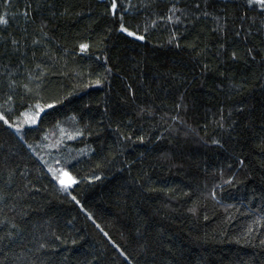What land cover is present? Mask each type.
<instances>
[{"label":"trees","instance_id":"16d2710c","mask_svg":"<svg viewBox=\"0 0 264 264\" xmlns=\"http://www.w3.org/2000/svg\"><path fill=\"white\" fill-rule=\"evenodd\" d=\"M173 2L196 12L197 0H131L125 19L146 36L138 41L105 15L109 0H0V14L15 17L0 25V111L21 126L0 122V220L22 229L0 240L2 264H264L262 18L242 20L241 0H208L209 17L153 26ZM216 16L227 17L226 34ZM221 43L240 58L221 55ZM38 64L39 95L8 87L9 72L27 82ZM54 98L62 103L25 122ZM85 125L93 135L69 139ZM50 168L78 183L65 192Z\"/></svg>","mask_w":264,"mask_h":264},{"label":"snow or ice","instance_id":"6c2138e0","mask_svg":"<svg viewBox=\"0 0 264 264\" xmlns=\"http://www.w3.org/2000/svg\"><path fill=\"white\" fill-rule=\"evenodd\" d=\"M8 2H9V0H5L6 5ZM152 2H154V0H149V4L145 5V7L151 6ZM30 7H31V5L26 6V9L21 13V15H23L24 17L27 18L29 16L28 8H30ZM134 7L135 6L131 4V0H128L127 6H125L124 3H120L118 5L117 0H109V4L105 7V15L112 18L113 24L116 26V30L118 32H120L121 34H125L127 37H132L134 40L143 41L146 39V36L144 34L140 33L139 26L138 25H129L128 21L125 19V16L129 12V9L134 8ZM193 7L196 10V12H199L203 16H205V17L211 16V12H209L207 10L208 0H204V7L203 8H201V3L199 2V0H197V2L194 3ZM236 7L238 9H240V11L242 12V16H241L242 20L247 19V20H250L253 24H255L256 19H257V15H258L260 18H262L261 24L264 25V0H241L240 3L236 4ZM66 11H67V9H66ZM196 12H191L186 7L185 8L177 7V4L175 2H173V3H171L170 7L168 8V12L166 14H163V15L157 14L155 16V18L152 19L151 23L153 26L156 25L157 21H167L173 25L181 24L184 22L182 17L187 19L190 17V15H191V17H194V19H191V22L195 23V19L199 18L198 16H196ZM249 13H254L257 15H249ZM14 18H15L14 16L9 17L7 12H5L4 14H0V25L8 26L10 19H14ZM214 19L217 22V28L214 29V31H219L222 34H226L227 17L216 16V17H214ZM221 21H223V23H221ZM45 26H46V23L44 21H41L40 30L44 36H47V33L43 32V29ZM242 27H243V24H241V28ZM143 31L147 32V27H145ZM250 34H251V29L249 28L248 35H250ZM234 35L240 36L241 32L239 30H237L234 32ZM245 39H247V35H245ZM40 42L41 41H39V40H33L34 45L39 44ZM169 43H175L177 47H180V43H179V40L175 34L174 29H173L172 37L169 40ZM12 44L17 45L18 41L13 39ZM192 46L195 47V45H192ZM78 47L82 52H84V51H87L89 49L90 45L88 43H79ZM219 49H220V54L228 56L229 59H232L235 61V60L240 58L238 56L237 51H235V50H233L229 53L228 50L225 48L224 43H221L219 45ZM15 51L18 52L19 48L17 47L15 49ZM253 51H254L253 48H248L247 49V55L250 56L251 59L255 60V56L252 55ZM33 55H35V53H33ZM98 59H99V57H98ZM104 59L106 61L107 57H105ZM36 67L41 68V65L38 64ZM204 67L207 68L208 66L204 65ZM105 71L109 72L110 69H105ZM7 75H8V87L11 89L22 88L23 92L26 95H39L40 92L44 91L45 86H46L45 81L47 78V74L44 72V70L42 68H41V72H39L35 75H33L32 73H28V75L25 77V80L27 82H24V80H20V79H13L12 77L14 74L11 72H9ZM95 83L101 84L102 78H98L95 81ZM133 97H134V94H133ZM8 99L11 100V97H9ZM60 103H62L61 100H59L58 98H54L53 102H48V100H45L43 105L36 104L34 106L35 111L33 112V114L29 115L28 113H25V117H26L25 122L28 124L37 123V120H38L41 112H44L45 109H48V108H54L57 104H60ZM11 111H12L11 108L7 109V113H11ZM141 111H143V109ZM104 112L107 113L108 108H105ZM73 119H75V117H73ZM0 122H3V124L6 125L7 127L14 128L17 131H19L20 127H21L17 123H12L10 118H9V115L6 114L5 111H0ZM222 126L223 125H221V127ZM108 127H111V124H109ZM119 129H120V125L118 124L117 125V132H118L119 136L122 138V141H131L132 140L131 135H127V134L121 132ZM85 134L93 135V132L88 125H85L84 128L77 129L74 135L69 136V139H74L75 137L84 136ZM137 140H139L140 142H143L144 137L138 136ZM212 143L219 145L220 141L213 139ZM262 151H264V148H262ZM104 160H105V162H107V157H105ZM237 163L240 164L241 166H243L245 164V161H244V159H241L239 156H237ZM97 167H100V165L98 164ZM229 167H231V165H229ZM49 171L53 174L54 178L56 180H58L61 188L65 192H67L73 185L78 183V181L75 179V177H73L70 172H68L67 170H65L63 168H61L59 172H57L51 168L49 169ZM11 175H12V173H9V179H11ZM94 178L99 179L98 176L94 177ZM233 179H234V177H233ZM231 182L232 181H225V183H231ZM209 194L211 196L215 197L216 192L212 191ZM17 195H19V193H17ZM4 199H5V194H0V201H3ZM72 200L75 201L77 204H79V201L76 199L75 196H72ZM189 211L192 212L193 214H195L197 209L195 207H193V208H190ZM205 218H207V217H205ZM0 228H3V230H4L3 234H0V240H4L5 238L14 239L22 231V229H20V226L18 224L9 220L6 216L4 217L3 220H0ZM11 229H16V232L14 233ZM52 235L55 236V239L58 241L61 239V237L56 235L55 233H52ZM105 235H107V233H105ZM73 243H75V241H73ZM38 244H39V247L37 250L46 249L48 247L47 243H39L38 242ZM260 244L264 245V240H261ZM170 250L171 249H169V251ZM17 259H20V258H17ZM0 264H2V262H0ZM31 264H35V261H32Z\"/></svg>","mask_w":264,"mask_h":264},{"label":"rangeland","instance_id":"374dc122","mask_svg":"<svg viewBox=\"0 0 264 264\" xmlns=\"http://www.w3.org/2000/svg\"><path fill=\"white\" fill-rule=\"evenodd\" d=\"M59 171H60V169L57 170V172H59Z\"/></svg>","mask_w":264,"mask_h":264}]
</instances>
